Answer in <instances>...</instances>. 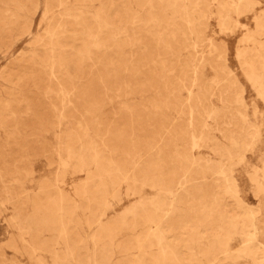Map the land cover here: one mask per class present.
I'll return each instance as SVG.
<instances>
[{"label":"rangeland","instance_id":"rangeland-1","mask_svg":"<svg viewBox=\"0 0 264 264\" xmlns=\"http://www.w3.org/2000/svg\"><path fill=\"white\" fill-rule=\"evenodd\" d=\"M0 264H264V0H0Z\"/></svg>","mask_w":264,"mask_h":264},{"label":"bare ground","instance_id":"bare-ground-1","mask_svg":"<svg viewBox=\"0 0 264 264\" xmlns=\"http://www.w3.org/2000/svg\"><path fill=\"white\" fill-rule=\"evenodd\" d=\"M213 225V224H212Z\"/></svg>","mask_w":264,"mask_h":264}]
</instances>
